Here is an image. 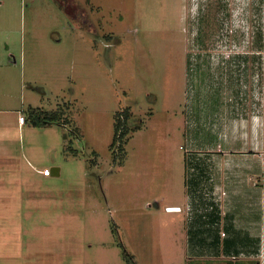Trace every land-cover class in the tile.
I'll list each match as a JSON object with an SVG mask.
<instances>
[{"label": "rangeland", "instance_id": "rangeland-1", "mask_svg": "<svg viewBox=\"0 0 264 264\" xmlns=\"http://www.w3.org/2000/svg\"><path fill=\"white\" fill-rule=\"evenodd\" d=\"M6 45L0 107L66 105L81 141L0 133V264H196L187 151L264 145V0H0V62Z\"/></svg>", "mask_w": 264, "mask_h": 264}, {"label": "crops", "instance_id": "crops-1", "mask_svg": "<svg viewBox=\"0 0 264 264\" xmlns=\"http://www.w3.org/2000/svg\"><path fill=\"white\" fill-rule=\"evenodd\" d=\"M3 53L9 61L0 62V86L4 89L0 94V104L6 105L14 99L11 91L14 85L11 87L12 83L7 79L14 78L18 64L8 45ZM22 70L21 66L19 77ZM20 78L22 81L19 85L23 86V77ZM35 90L39 92L37 88ZM65 106L53 111L29 107L27 113L21 109L0 107V133L2 136L8 135L9 131L14 130L23 139L33 135L53 137L56 125L33 127L28 121V114L33 109L57 113L69 123V110ZM20 115L25 117L23 124L18 122ZM256 130L258 133V127ZM63 141L64 151L66 142ZM4 142L0 145L4 151H1L4 153L2 156H15L12 154L14 149ZM187 153L191 158H188L191 164H188V170L195 186L191 203L184 205L185 213L193 226V233H203V243L201 241L202 244L194 245L197 250L194 256L199 258L196 264H264V145H259L258 141L253 146L244 143L235 148L192 145ZM21 155H24V151ZM54 160L55 157L53 162L59 168L60 176L61 168ZM38 172H41L40 169ZM50 176H54L53 173Z\"/></svg>", "mask_w": 264, "mask_h": 264}, {"label": "trees", "instance_id": "trees-1", "mask_svg": "<svg viewBox=\"0 0 264 264\" xmlns=\"http://www.w3.org/2000/svg\"><path fill=\"white\" fill-rule=\"evenodd\" d=\"M28 121L33 127H46L48 125H56L58 127L65 125L66 127H69V123L66 120H62L60 114H49L35 109L29 112ZM129 121L130 115L128 108H125L124 110L116 113L114 122V135L110 148L114 149V147H117V149L120 150V153L122 152V155L124 154L123 146L128 139L127 137L129 132ZM74 135H78L77 131L63 133V140L66 142L64 150L69 154H74L76 152L72 147L73 140L77 138ZM124 258L126 259L128 264H135L133 256L128 255L127 252H124Z\"/></svg>", "mask_w": 264, "mask_h": 264}, {"label": "built area", "instance_id": "built-area-1", "mask_svg": "<svg viewBox=\"0 0 264 264\" xmlns=\"http://www.w3.org/2000/svg\"><path fill=\"white\" fill-rule=\"evenodd\" d=\"M24 121H25V117H23V116H19V118H18V122H19L20 124H23ZM60 127H62V128L64 129V131L67 132V133L71 132V129H68L65 125H62V126H60ZM75 140H77V141H81V139H80L79 137H77ZM41 174H42L44 177H49V176L52 174V173H51V169L44 168V169L41 170Z\"/></svg>", "mask_w": 264, "mask_h": 264}, {"label": "water", "instance_id": "water-1", "mask_svg": "<svg viewBox=\"0 0 264 264\" xmlns=\"http://www.w3.org/2000/svg\"><path fill=\"white\" fill-rule=\"evenodd\" d=\"M51 173H53L54 176H59V168L58 167H53L51 169Z\"/></svg>", "mask_w": 264, "mask_h": 264}]
</instances>
